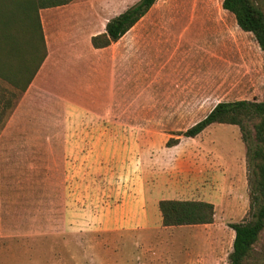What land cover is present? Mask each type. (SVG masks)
Listing matches in <instances>:
<instances>
[{
  "label": "rangeland",
  "instance_id": "obj_1",
  "mask_svg": "<svg viewBox=\"0 0 264 264\" xmlns=\"http://www.w3.org/2000/svg\"><path fill=\"white\" fill-rule=\"evenodd\" d=\"M135 1L75 0L78 44L45 63L28 115L6 126L0 264H154L184 245L196 264H228L230 224L251 215L248 142L227 123L181 132L219 101L260 100L264 53L222 0H156L111 46L113 63L75 62L88 36ZM162 198L210 200L213 222L163 227ZM63 218H80L81 233L65 232ZM254 249L260 257L246 264H264V230Z\"/></svg>",
  "mask_w": 264,
  "mask_h": 264
},
{
  "label": "trees",
  "instance_id": "obj_2",
  "mask_svg": "<svg viewBox=\"0 0 264 264\" xmlns=\"http://www.w3.org/2000/svg\"><path fill=\"white\" fill-rule=\"evenodd\" d=\"M73 0H0V76L16 83L24 72V90L43 62L47 50L39 10L67 4ZM156 0H137L108 18L104 31L91 35L94 48L116 42L138 22ZM223 9L233 14L243 31L251 32L264 53V8L257 0H222ZM212 123L237 125L248 142L250 219L234 222L232 249L228 264H246L258 259L254 246L264 230V85L262 97L217 102L207 114L181 132L194 137ZM173 141V140H171ZM168 143V142H167ZM169 145V144H168ZM158 209L163 226L196 225L213 222L214 204L205 200L160 199ZM264 259V254L262 256Z\"/></svg>",
  "mask_w": 264,
  "mask_h": 264
},
{
  "label": "crops",
  "instance_id": "obj_3",
  "mask_svg": "<svg viewBox=\"0 0 264 264\" xmlns=\"http://www.w3.org/2000/svg\"><path fill=\"white\" fill-rule=\"evenodd\" d=\"M74 1L75 0H73L67 4H64V5L42 8L39 10V16H40V21H41V26H42V31H43V35H44L47 53H46V56H45L43 62L41 63L40 67L38 68L37 72L33 75L32 79H31L30 83L27 85V87L24 90L19 89V87L23 84V82H25V79H26L24 72L22 73V76L20 75L18 77L17 84L16 83L12 84L7 79L0 76V144H2V142L4 140V130H5L6 126H9L12 121L17 124V120L22 119V118H26V116L28 115L29 109L27 108L25 111L24 102H26V103L28 102L29 91H30L32 85L35 83V81L39 82V79L43 78V77L39 78V75H40L41 69L44 67L45 63H47L48 61H53V60L59 61V59H57V58L61 57V55H63L64 53H67L68 51H70V48L74 44H76V43L78 44V40H76L77 35L75 34L74 31H72L74 26L70 25V26H72V27H70L68 25L70 22H74L76 20V19H74L75 18L74 15L77 12V10H79V9H75L72 6ZM145 15L139 21H141L145 17ZM57 18L60 19L58 27H56L54 24V22H55L54 20H56ZM107 20L108 19H106L105 21L102 22L100 29L98 31L93 32L92 34H90L88 36L87 41L90 42L91 35L104 31L105 23ZM139 21L136 22L121 37L131 35L133 33L134 29L137 27ZM50 24H54V25H52L54 28H53V30L51 29V31H52L51 33H49L50 30L48 28V26ZM62 24H65L68 27V29H70V31L68 29H67L68 31L63 30L61 27ZM119 40H120V38L116 42H113L110 45H108L106 47H102V48H94V47H92V45L90 43V46H88L89 48H86L87 53H84L81 50L74 52L75 53L74 60H75V62H78V63H83V61H89L90 62L89 59L91 56V58L94 57L91 60L92 64H96L97 66H99V65L102 66L104 64L109 65L110 62L111 63L114 62V55L112 53L113 56H109L107 52L110 50L111 46L113 44L117 43ZM104 54H106L107 56L105 57ZM205 55L206 54H204V57H205ZM55 58H56V60H55ZM86 63H88V62H86ZM129 66L130 65L128 64L127 67H129ZM99 71H100V69L98 70V72ZM71 89L73 90L71 92H74V90L76 88L74 86V89L73 88H71ZM63 138H64V142L66 143L67 142V140H66L67 135L65 134ZM162 199H180V198H162ZM181 199H184V198H181ZM185 199H187V198H185ZM192 200H205V201H209L212 203V201L207 200V199H192ZM135 219H137L139 221L140 220H142V221L147 220V218H135ZM71 220L74 221V226H72V225L69 226V222ZM128 220H129V218H110L109 221L125 222ZM159 220H161V218H159ZM63 221L66 224L64 226L65 232H67V233L75 232V233H79V234L81 233V231L78 230L79 228L76 227V224L80 222V218H69V219L63 218ZM208 224H211V223L199 224V225H208ZM68 226H69V228L67 230ZM179 226H190V225H179ZM165 227H168V226H165ZM163 235L164 236H162V238L170 237L168 234H165V233ZM233 237H234V235H233ZM170 238L179 239V240H184V239L188 240L191 238V236L184 233V234L175 235V236L170 237ZM192 238H193V236H192ZM181 242L184 243L186 241H181ZM182 243H180V244H182ZM162 244H164L166 246L167 242L162 241ZM171 244L176 245L179 243H175V242L172 243L171 242ZM182 251H183V253H180V254L170 253V254L166 255L164 253V254L160 255V260L156 259L154 264H196V263H194V261L191 257L192 251H189V247L184 245L182 248Z\"/></svg>",
  "mask_w": 264,
  "mask_h": 264
}]
</instances>
